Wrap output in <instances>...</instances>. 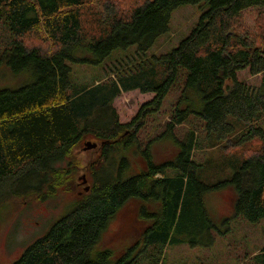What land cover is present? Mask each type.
I'll return each instance as SVG.
<instances>
[{"label":"trees","instance_id":"16d2710c","mask_svg":"<svg viewBox=\"0 0 264 264\" xmlns=\"http://www.w3.org/2000/svg\"><path fill=\"white\" fill-rule=\"evenodd\" d=\"M201 2L207 8L187 37L169 53L148 55L155 41L170 30L174 11ZM83 3L0 0V24L8 35L0 64L15 76L28 75L18 88L0 89V203L27 194L37 197L46 190L56 193L60 183H68L62 177L68 171L59 174L57 163L86 133L103 142L102 158L110 160L98 168L92 163L94 186H88L84 197L12 264L135 262L130 248L114 259L113 251L101 248L99 241L115 213L134 198L143 204L161 201L160 212L140 209L141 216L153 220L140 251L149 256L154 252L151 264L165 263L160 259L163 248L182 233L194 235L202 228H213L200 191L231 186L236 214L252 223L264 221V129L258 124L264 118V32L260 37L261 33L256 35L240 23L245 12L263 10L264 0H142L123 14L114 5L103 32L91 37L82 30ZM33 34L48 35L55 48L44 51L26 44ZM134 45L137 56L119 63L105 80L70 92L72 64H100L114 50ZM246 69L252 75L262 74L259 87L237 79ZM180 84L178 104L163 133V139L173 140L179 152L156 164L150 149H143L146 167L125 175L130 167L125 150L135 143L138 121L159 111L167 94ZM136 89L153 93L154 98L142 106L139 117L121 124L113 102L122 92ZM192 116L202 122L212 147L225 142V147L235 149L257 141L258 149L236 162L233 174L206 185L196 172L203 163L193 159L201 144L196 129L183 139L173 133ZM197 199L204 215L201 222L196 217ZM256 257L258 264H264V252Z\"/></svg>","mask_w":264,"mask_h":264},{"label":"rangeland","instance_id":"374dc122","mask_svg":"<svg viewBox=\"0 0 264 264\" xmlns=\"http://www.w3.org/2000/svg\"><path fill=\"white\" fill-rule=\"evenodd\" d=\"M141 1L84 0L80 7L83 34L85 37H91L102 33L111 6L119 5L121 14H123ZM205 8H207L205 2L177 8L171 15L170 30L155 41L148 55L159 56L171 52L178 46L179 41L187 37L195 27ZM240 23L256 35L261 33L260 37H263L264 9L260 12L255 10L245 12ZM7 36L6 29L0 24V53ZM25 42L30 46L38 45L44 51H51L55 48L54 43L46 34H33L27 37ZM136 53L137 46L134 45L128 49L114 50L100 64H72L70 92L82 90L98 80H105L106 74L120 67L119 63L128 62L130 58L137 56ZM12 73L8 66L0 64V89L18 88L28 80L27 74L15 76ZM261 75H252L249 69H246L238 73L237 79L249 86L259 87ZM175 87L167 94L159 111L146 114L138 121L140 123L137 127L138 131L134 134L135 143L129 150H125L130 165L125 175L139 172L146 167L143 149H150L156 164L175 158L179 152L173 140L163 139L171 113L180 97L181 84ZM153 98V93H142L137 89L122 92L113 102L118 122L127 124L139 117V110ZM187 120L186 123L176 126L173 133L183 139L189 130L196 129L195 136L201 144H199V149L194 150L193 159L199 164L203 163L201 170L196 172L206 185L210 186V183L219 182L221 178L230 175L233 168L236 170L234 166L236 162L241 163L244 156L251 155L258 149L257 141L244 143L235 149L225 147V142L220 145L215 142V146L212 147L209 145L211 140L203 131L202 122L194 116ZM258 124L264 129V118ZM239 133L242 134L241 131ZM86 142L97 143V147L83 150ZM103 152V142L96 139L93 134L86 133L71 153L57 163L59 174L68 171L62 176L68 180V183H60L61 187L56 189V193L45 191L44 188L42 191L45 192L37 197L27 194V196L2 200L0 203V264H12L17 261L29 245L48 233L55 222L68 212L74 202L84 197L88 188L93 187L95 183L91 176L92 163H97L96 168L105 164L107 166L110 163L109 159L104 162L101 155ZM157 177L160 178V175ZM200 194L203 211L213 228L208 230L202 228L200 234L198 232L194 235L193 233H182L174 244L163 248L162 256H160V259H165L163 264H258L256 255L264 252V221L252 223L236 214L234 210L236 196L231 186L216 188L211 192L200 191ZM196 203V217L198 222H201L204 215L199 210L198 199ZM160 206V200L145 201V204L138 198L128 200L105 227L102 238L99 240L100 247L111 249L114 259L119 258L130 248L129 253L135 256V262L131 264H151L150 256L154 254L150 252L152 248L148 249L150 256L140 251L144 248V239H142L144 233L147 227L152 225L153 220L141 216L140 209L145 207L150 213H157L160 212ZM180 211L179 209L178 212Z\"/></svg>","mask_w":264,"mask_h":264},{"label":"water","instance_id":"95a60500","mask_svg":"<svg viewBox=\"0 0 264 264\" xmlns=\"http://www.w3.org/2000/svg\"><path fill=\"white\" fill-rule=\"evenodd\" d=\"M97 147V143L86 142L83 150H88Z\"/></svg>","mask_w":264,"mask_h":264}]
</instances>
